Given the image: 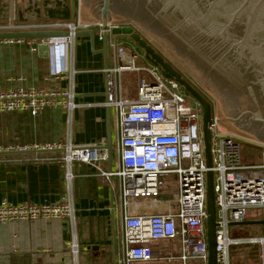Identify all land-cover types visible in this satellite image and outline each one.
I'll use <instances>...</instances> for the list:
<instances>
[{"label":"built area","instance_id":"2783aa9c","mask_svg":"<svg viewBox=\"0 0 264 264\" xmlns=\"http://www.w3.org/2000/svg\"><path fill=\"white\" fill-rule=\"evenodd\" d=\"M119 23L109 21L104 27L101 22L83 23L79 17L76 22L66 24L9 23L0 26V32H69L67 37L44 41L49 46V78L59 80L65 76L72 78L77 73L70 67V59L80 30L96 28L102 41L103 36L112 34L115 28H132L134 32L137 29L133 21ZM113 47L116 65L105 71L107 100L104 106L115 112L120 130L122 128L118 154L120 168L116 171L103 168V164L109 161L104 142L77 146L68 138L64 143L0 146V154L61 150L68 184L66 196L55 203L17 206L3 201L0 203V224L63 219L71 221L75 227L72 170L75 163H82L92 166L107 180H119L124 207H147L143 214L136 210L128 211L124 216V240L117 249L115 264H209V168L203 136L204 108L177 81L164 78L158 67H140L135 49L118 43ZM125 72H145L148 75L140 82L137 101H126L120 94L119 78ZM75 99L73 82L67 88L50 91L38 87L0 90V114L29 112L38 116L46 108H61L67 111L71 122L79 107ZM126 126L134 129L124 131ZM209 128L212 133L217 263L233 264L235 248H256L257 264H264V225L260 233L253 232V226L258 225H243L256 221L249 218L248 210L264 208V143L219 132L215 112ZM246 146L260 149L259 162H246ZM169 175H175L177 182V191L171 200L166 199L163 192L164 179ZM173 203L177 206L175 211ZM156 242L167 243L169 247L155 249L153 244ZM175 242L178 243L176 247L173 246ZM69 248L74 264H79L77 238Z\"/></svg>","mask_w":264,"mask_h":264},{"label":"crops","instance_id":"0c3cea01","mask_svg":"<svg viewBox=\"0 0 264 264\" xmlns=\"http://www.w3.org/2000/svg\"><path fill=\"white\" fill-rule=\"evenodd\" d=\"M79 17L81 0H0V26L9 23L66 24L76 22ZM119 21H133L137 34L147 33L134 20L113 22L120 24ZM89 30L95 32L96 48L92 47L90 37L76 36L70 67L75 68L77 73L72 78L65 76L59 80L49 78L50 56L45 58L34 48L35 41L0 42V90L38 87L50 91L67 88L73 82L75 102L79 105L71 122L67 111L61 108H46L38 116L29 112L0 114V146L64 143L68 138L77 146L104 142L105 150L108 152L109 149V161L103 164V168L107 171L120 168L118 154L122 128L120 130L115 112L104 106L107 100L105 71L116 65L113 44L135 49L140 67L152 65L129 36L109 34V48L104 54L97 29ZM142 38L177 68L179 63L152 37ZM145 77H148L145 72L121 74L119 90L122 98L137 101L140 82ZM206 96L218 115L217 100L207 90ZM132 129L133 126H126L123 130ZM61 155V152L54 151L0 155V203L7 201L18 206L60 201L68 193ZM72 171L76 226L63 219L0 224V264H74L69 248L74 238L80 246L79 264H114L115 249L117 252L123 243L124 216L128 211L136 210L143 214L147 207H124L120 199L119 180L99 176L90 165L75 163ZM164 182V195H169L170 198L166 199L171 200L177 191L176 176L169 175ZM172 209H177L175 203ZM166 245L156 242L153 247L158 249Z\"/></svg>","mask_w":264,"mask_h":264},{"label":"water","instance_id":"95a60500","mask_svg":"<svg viewBox=\"0 0 264 264\" xmlns=\"http://www.w3.org/2000/svg\"><path fill=\"white\" fill-rule=\"evenodd\" d=\"M160 2L162 9L158 12L150 10L151 3ZM179 6V9L169 10L170 5ZM209 3L203 4L207 6ZM210 6L204 7L207 9H199L195 5L193 0H81V21L83 23L101 22L104 27L110 20H134L144 31H146L164 50H166L182 67L188 71V73L197 79V81L217 100L218 104V131L224 133H234L251 139H260L257 141L264 142V136L259 133H252L253 126L260 124L264 126V117L261 112L255 108V106L248 100L247 89H251L247 86V80L244 81L243 76L237 78L239 80L234 81L231 78V74H227L228 70L225 68H217V72H211L208 68L198 72L197 60L194 59L192 53H189L188 49L196 50L193 42H191L187 36L188 33L195 30H201L206 27L208 30L207 35L212 37V32L216 29L217 33L224 32L225 26L214 20L213 11L210 10ZM147 14H153L155 18L153 20L147 16ZM172 19V20H171ZM175 20V21H173ZM215 21V22H214ZM179 30V31H177ZM171 33L173 39H179L177 43L175 40L168 43L163 37V34ZM83 33V34H82ZM115 36L127 35L133 39L138 46L145 53V60L151 65L158 67L164 78L175 80L181 86H183L189 94L199 101L204 108L203 115V136L205 145V156L207 167L209 171L207 173V209H208V244H209V264L217 263L216 253V205H215V192H214V173L213 157H212V133L209 125L212 123L214 115V106L211 101L205 99L200 93H198L189 82L182 78L181 74L176 70L175 66L169 61H166L160 54L155 52L154 48L148 45V43L141 38L140 35L135 33L132 28H115L112 31ZM85 35L91 38L92 47L95 49V32L88 30L86 32H78L76 36ZM185 35V36H184ZM189 35V34H188ZM67 37L69 32L67 31H36V32H0V41L10 40H23V41H35L33 45L39 52L44 55L45 58L49 57V46L44 41H48L55 37ZM221 36V35H220ZM179 37V38H178ZM41 43H36V41ZM181 40V41H180ZM103 53L107 54L109 48V35L105 34L102 40ZM184 43V44H183ZM182 47H180L179 45ZM173 45V47H170ZM239 50L243 54V42L238 43ZM178 47V48H177ZM171 48L173 50H171ZM179 49L181 54L177 55ZM185 51V52H184ZM173 55L177 56L174 57ZM263 56V55H262ZM259 59V60H258ZM258 63L261 64L264 73V58H258ZM209 63H213V60L209 59ZM195 68V69H193ZM217 68V69H216ZM199 73V76L197 74ZM252 83L264 84V74H252ZM230 79V80H228ZM248 79V78H246ZM227 81V83L225 82ZM230 81L236 83L239 88L234 86ZM229 83V84H228ZM247 92V93H246ZM254 94V93H253ZM107 96V95H106ZM255 96V94H254ZM256 97V96H255ZM255 103L256 100L254 99ZM257 128V127H256ZM253 135V136H252ZM108 144H111L110 135L108 136ZM48 151H31L28 153H46ZM54 152H61L56 150ZM109 152V149H108ZM21 154L15 152L3 153L0 155H13ZM243 225H264V220L248 221ZM124 238V237H123ZM124 240V239H123ZM114 248L116 244L114 242ZM116 254V249H115ZM115 264V262H114Z\"/></svg>","mask_w":264,"mask_h":264},{"label":"flooded vegetation","instance_id":"af4514ba","mask_svg":"<svg viewBox=\"0 0 264 264\" xmlns=\"http://www.w3.org/2000/svg\"><path fill=\"white\" fill-rule=\"evenodd\" d=\"M193 1L195 5L199 7V9H205L204 7H207L209 5L210 10L213 11L214 20L225 26L224 32H222V30H219L221 31V34H218L217 30L215 29L212 32V37H209L207 35L208 30L206 29V27H203V29L201 30L191 31L189 33L188 31L190 30L185 32L187 33L188 38H191L189 40L193 42V45L196 49L191 50L188 47L185 48V50L188 49L189 53H192L194 59L197 60V71L202 73L201 70L203 71L204 69L208 68L211 72L217 74L215 67L213 66L218 64V66L216 67L227 69V74H231V76H233L231 79L234 81L239 80L237 78L243 76L244 81L247 80V82L244 83H246V85L248 84L247 86L251 87V89H247L248 93L246 92L248 95L247 101H250L264 117V84L252 83L253 78L250 76L252 74H264L261 64L258 63L259 59L256 60V57L264 58V0ZM206 3L209 4L207 6H203V4ZM162 7L163 6L160 2L153 1L149 9L158 12L162 9ZM168 9H179V6L172 4L168 7ZM207 9H205V11ZM147 16H149V18H151L152 20L153 18H155L153 14H147ZM173 36L175 37V35ZM173 36L170 32L166 33L165 35L163 34L165 40L169 39V41L167 40L168 43L172 42V40H175L178 43L179 39H177V37L176 39H173ZM240 42H243V54L240 52L238 47L240 46L238 45V43ZM170 47H173V45H170ZM171 50L173 49L171 48ZM176 52L179 56L183 54L179 51V49ZM173 56L178 59L177 56ZM209 59L213 60L212 62L215 61L214 64L209 63ZM176 70L181 74L182 78L189 82L190 85L198 93H200L208 101H211L209 98H207L206 93H203L199 88L196 78L189 76V74L187 73L188 71L183 72L178 67L176 68ZM198 72L197 74L199 76ZM225 82L227 83L226 80ZM230 82L234 86L239 88L236 83H234L233 81ZM187 93L189 94V92ZM254 99L256 100V103ZM253 130L254 131L252 133H259L261 134V136H264V126L255 124L253 126Z\"/></svg>","mask_w":264,"mask_h":264},{"label":"rangeland","instance_id":"374dc122","mask_svg":"<svg viewBox=\"0 0 264 264\" xmlns=\"http://www.w3.org/2000/svg\"><path fill=\"white\" fill-rule=\"evenodd\" d=\"M142 37H151L148 33H146V35L141 33ZM177 67L179 69H181L183 72H187L181 65L179 66V64H176ZM188 73V72H187ZM189 74V73H188ZM189 76H191L189 74ZM192 77V76H191ZM194 79V78H193ZM199 88L201 89V91L203 93H206V89L197 81ZM246 153H244L245 155V160L248 163H257L259 162V156H260V149L256 148V147H248L246 149ZM168 198H170V196H167ZM165 197V198H167ZM248 216L249 218L259 221V220H264V208H253L248 210ZM262 227L263 226H253V232L254 233H260L262 232ZM178 243L175 242L173 243V246L176 247ZM165 247H169V244H167ZM237 250H235L236 252H234L233 255V259H232V263L233 264H257V253L254 249H250V248H235Z\"/></svg>","mask_w":264,"mask_h":264},{"label":"trees","instance_id":"16d2710c","mask_svg":"<svg viewBox=\"0 0 264 264\" xmlns=\"http://www.w3.org/2000/svg\"><path fill=\"white\" fill-rule=\"evenodd\" d=\"M244 249V248H243ZM255 251H256V253H257V249L256 248H253Z\"/></svg>","mask_w":264,"mask_h":264}]
</instances>
